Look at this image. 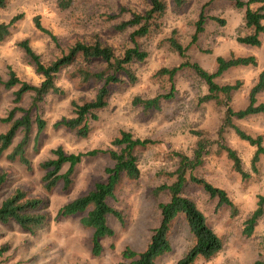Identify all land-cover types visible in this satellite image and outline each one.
<instances>
[{
	"label": "rangeland",
	"instance_id": "1",
	"mask_svg": "<svg viewBox=\"0 0 264 264\" xmlns=\"http://www.w3.org/2000/svg\"><path fill=\"white\" fill-rule=\"evenodd\" d=\"M164 1L168 11L160 27L147 38L138 40L149 56L144 62L132 65L137 83L111 87L109 105L98 114V121L92 123L88 138L53 127L55 123L73 117V101L91 100L99 88L95 83L83 85L78 80L71 81L64 70L57 78V85L64 94L46 96L32 112L33 119L44 120L46 127L36 139L38 128L33 125L26 149L30 168L7 159L22 139V132L0 159V173L6 176L1 201L21 188L44 200L49 219L32 233L14 222L0 223V250L8 247L0 257V264H121L126 248L143 252L152 231L161 222L159 206L169 199L166 191L159 192L158 189L175 181L174 172L179 164L177 154L192 158L200 138L207 142L209 152L193 175L224 190L234 204L235 212L228 206L218 207V199L211 198L201 187L188 186L186 196L197 204L223 244L214 258H198L194 264H264V214L257 221L253 234L247 236L245 233L247 220L257 210L259 197L264 196V155L260 156L257 171L253 172L251 162L256 148L241 140L232 128H227L220 138L226 111L215 102H201L208 93L207 87L188 68L177 73L175 95L162 101L159 111L145 112L134 105L137 97L148 99L170 92L169 77L158 72L184 62L169 45L168 40L176 31L187 57L209 73L216 72L219 57L254 56L257 59L256 67H235L216 79L220 86L240 83V88L232 94L230 106L235 111L245 109L249 104V93L264 70V34L260 47L250 48L237 41L251 31L245 27V9H237L234 0H188L180 9L174 8L173 0ZM258 7V4L251 5L254 10ZM148 8V0H74L69 10H62L59 0H11L5 8H0V22L8 23L12 18L22 16L11 28L10 35L0 42V134L9 128L1 120L8 118L15 108L14 94L19 88L5 89L3 83L9 79V69L23 82L35 86L42 82V77L36 74L19 47L21 42L27 40L45 65L67 53L76 42L92 41L96 35L112 46L117 55H122L134 44L131 40L133 30L120 32L117 26L128 21L134 13L144 14ZM201 13L207 18L205 32L194 41L195 23ZM213 17L224 20L225 25L211 20ZM37 18L47 33L37 29ZM32 97V94H25L19 106L31 107ZM257 100L264 103V92ZM20 117L17 112L14 120ZM233 124L250 136H262L264 144V115L242 120L234 118ZM122 131L130 132L135 138L149 139L154 144L139 153V179L124 180L116 199L109 202L120 212L123 221L109 219L114 235L101 240L103 251L94 256V231L83 226L82 217L57 220L56 215L64 205L87 194L97 183L105 182L106 170L114 163L108 155L85 158L76 167L69 189L65 190L60 182L51 192L44 188L45 172L40 164L53 159L52 151L58 147L72 154L113 149L112 142ZM221 143L237 152L243 170L250 175L248 179L235 171L232 161L219 149ZM170 239L172 252L160 258L159 264H176L192 246L193 237L182 218L174 223Z\"/></svg>",
	"mask_w": 264,
	"mask_h": 264
},
{
	"label": "trees",
	"instance_id": "2",
	"mask_svg": "<svg viewBox=\"0 0 264 264\" xmlns=\"http://www.w3.org/2000/svg\"><path fill=\"white\" fill-rule=\"evenodd\" d=\"M11 0H0V8H5ZM74 0H59V7L62 10H69ZM188 3V0H173L174 8L180 9ZM237 9H245L244 23L250 30V34L239 37L237 41L247 47H260L262 45L261 35L264 34V0H234ZM149 8L144 14L134 13L132 17L117 26L120 32H127L130 29L133 46L125 49L122 55H117L114 48L108 45L99 35L93 37L92 41H78L71 46L67 53L50 63L43 64L38 54L31 48L29 42L23 41L19 47L29 58L37 75L42 77V82L38 85H31L18 78L15 71L9 69V79L3 83L5 89L10 90L19 87L14 94L15 108L9 113L8 118L1 120L9 125L5 133L0 134V159L8 151L22 132L23 137L20 142L13 147L7 155L10 162H17L26 168H30L31 163L26 156V149L29 145L33 125L36 124L37 138L46 127L44 120L33 119L32 112L37 109L44 98L50 94L63 95L64 91L57 85L58 75L66 70L71 81L78 80L81 84L87 85L95 83L99 86L96 94L91 100L80 102L73 101V117L63 119L53 125L54 129H65L74 132L78 137L86 139L92 131V123L98 121V114L109 105L111 87L118 84H136L138 79L132 70V65L144 62L149 53L143 49L138 40L147 38L157 30L162 19L168 11L167 2L164 0H148ZM258 4L257 9H252L251 5ZM16 16L8 23L0 22V42L4 41L11 32V28L21 19ZM114 19V18H111ZM224 26L225 21L220 18H211ZM207 18L201 13L195 23V34L193 40L197 41L198 36L205 32ZM38 30L46 32L41 26L39 19L35 20ZM47 33V32H46ZM53 39L54 36H52ZM170 48L178 53L184 62L172 69H161L159 75L169 77L171 90L168 94L159 95L154 98L134 99V105L142 107L145 112L159 111L162 101L170 100L175 95L174 79L177 73L185 68L190 69L202 80L208 90L207 95L201 98V102H215L225 109L224 124L219 131L222 139L227 128H232L237 136L256 148L252 157V170L257 171V164L260 156L264 155V144L262 136L253 137L246 134L233 124V119H245L254 115H264V103H258L257 96L264 92V70L260 73L257 84L249 93L248 106L240 111H235L230 106L233 92L240 88V83L235 85L220 86L216 79L229 69L235 67H256L258 61L254 56L232 57L224 59L217 58V70L209 73L198 63L193 62L186 55V49L176 37V31L170 37ZM25 94H32V105L28 109L22 108L20 103ZM20 112L21 117L14 120L15 114ZM154 144L149 139L135 138L130 132L122 131L112 142L113 149L92 150L86 153L72 154L58 147L52 151L53 159L40 164V168L45 172L43 177L44 188L47 192L53 191L62 182L67 190L73 183V175L76 167L85 158H93L99 155H108L113 167L106 170L107 179L99 182L94 189L87 194L67 203L59 209L56 219L80 216L81 223L86 228L93 229V255L99 256L103 251L101 240L105 237H112L113 230L109 227V219L115 218L122 222L123 218L109 202L116 199V193L124 180L134 181L140 177L139 153L148 146ZM219 149L226 153L232 161L233 167L243 179L250 177L249 173L243 170L242 161L237 152L229 146L221 143ZM207 142L200 138L193 157L184 154H177L179 158L178 168L174 172L175 181L171 185H163L158 191H166L168 202L160 204L161 222L155 228L150 237L147 248L137 253L130 248H126L122 253L121 264H159L158 260L172 252L170 239L171 230L174 223L182 218L193 237V244L188 252L176 264H194L198 258L210 260L214 258L223 248V244L218 235L209 226L203 212L197 204L185 194L190 184L201 187L211 198L218 199V207L228 206L235 212V206L227 193L202 178L193 175V171L201 166L204 157L208 154ZM67 169L65 170V168ZM65 170V171H64ZM6 182L4 173H0V223H16L22 229L33 232L47 223L48 216L45 212V202L43 199L30 194L29 192L17 188L12 194L1 201V189ZM264 214V196L259 197L258 208L247 220L245 233L251 236L254 232L257 221ZM8 247L0 250V257L6 253Z\"/></svg>",
	"mask_w": 264,
	"mask_h": 264
},
{
	"label": "crops",
	"instance_id": "3",
	"mask_svg": "<svg viewBox=\"0 0 264 264\" xmlns=\"http://www.w3.org/2000/svg\"><path fill=\"white\" fill-rule=\"evenodd\" d=\"M250 48H253V47H250ZM255 48V47H254Z\"/></svg>",
	"mask_w": 264,
	"mask_h": 264
}]
</instances>
